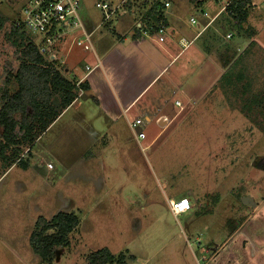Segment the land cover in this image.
<instances>
[{
  "label": "rangeland",
  "instance_id": "rangeland-1",
  "mask_svg": "<svg viewBox=\"0 0 264 264\" xmlns=\"http://www.w3.org/2000/svg\"><path fill=\"white\" fill-rule=\"evenodd\" d=\"M100 1L82 0L79 15L83 22L90 23H84L89 28L100 18L102 21L103 13L96 6ZM28 2L0 0V15L7 20L0 31V94L7 80L11 81L10 93L17 89L14 75L20 65L21 48L11 45L9 32ZM255 7L256 12L252 5L248 7V16L259 11L260 18H251L258 25L254 29L246 26V30L252 37L259 35L264 44V0H255ZM136 8L137 13H143L144 7ZM130 15L121 16L128 28L136 19ZM114 19L116 15L92 33L91 41L109 31ZM259 40L246 39L244 48L231 54H224V49L214 52L220 69L205 77L198 107L183 112L176 123L185 124L163 132L150 148L146 146L156 131L153 126L137 127V135L144 134L141 143L130 130H124L126 139L119 145L110 136L103 138L100 132L104 124L99 126L91 115L88 120L97 124L92 134L72 124L77 117L73 108L45 133L41 130L34 147L27 144L29 137L21 147L8 149L7 165L3 167L0 159V233L22 234L32 215L34 229L39 217L49 220L59 212L73 213L79 224L69 235L68 244L59 250V264L78 263L89 252L107 247L114 256H138L135 261L153 256L148 264H206L198 251L197 235L202 233V241L215 247L236 222L252 213L251 200L264 205V48ZM84 53L74 46L71 58L83 60ZM64 66L58 67L61 74L77 79L75 69L68 68L65 74ZM2 103L0 99V107ZM88 103L93 105L91 100ZM15 117L19 120L21 116L17 113ZM34 128L39 131V124ZM15 135H23L18 127ZM32 149L37 158L46 154V161L50 158L54 169L47 170L46 164L51 162L39 168ZM91 152L96 156L93 161L96 163L97 158L101 166L100 176H94L97 167L82 161ZM127 156L134 161H127ZM19 159L27 161L29 168L33 164V176L32 169L26 172ZM179 172L183 176L179 177ZM163 176L171 178L172 194L164 195ZM85 179H89L88 184L83 183ZM195 193L202 198L197 211L173 216L166 197L179 200ZM220 194L221 203L212 208Z\"/></svg>",
  "mask_w": 264,
  "mask_h": 264
},
{
  "label": "crops",
  "instance_id": "crops-1",
  "mask_svg": "<svg viewBox=\"0 0 264 264\" xmlns=\"http://www.w3.org/2000/svg\"><path fill=\"white\" fill-rule=\"evenodd\" d=\"M249 1L253 11L256 12L255 0ZM111 2L124 7L125 11L122 10V13L116 16L109 25V31L99 35L100 39L91 41L90 52L93 53L89 54V51H86L83 54L85 57L83 61L81 58L77 60L71 58L73 48L69 53L65 50L64 73H68V68H70L69 71L75 69L77 79L64 77L69 81H75L77 86L84 83L88 89L80 88L75 100L61 112L45 132L55 126L67 112L75 108L77 117H74L72 124L79 129L87 130L90 134L97 129V124L99 126L104 124L105 128L100 132L103 138L110 136L111 139H116L119 145H122L126 139L123 135L124 130H130L139 141L137 127L153 126L156 131L146 146L150 148L163 132L166 130L172 132L173 129L185 124L182 121L176 123L183 112L186 114L187 111H194L193 109L198 107V98L202 96L200 91H203L205 86L203 84L205 77L220 69V65L216 63L218 60L213 57L214 52L224 49V54H231L234 51H241L246 39L250 42L260 39L259 35H255V38L248 33L245 35L244 31L246 26L251 29L256 28L257 21L251 18L256 16L254 18L256 19L260 16L259 11L258 15L255 13L252 15L250 12L247 24L244 23L239 27L226 11L229 0H111ZM156 2H158L156 14L152 15L148 11ZM165 3H169V6L165 7ZM138 6L144 7L142 14L137 13ZM145 12L147 13L144 14ZM205 13L207 16L204 15ZM127 14H131L132 18L136 16V19L139 15H148L146 17L154 22H158L154 17L157 14L160 15L167 29L165 41L160 43L155 38L141 37L134 28L132 29L133 23L129 28L126 27L127 24L124 26L121 16ZM191 19H194L193 22ZM82 23L90 24L86 21ZM86 24H84L85 29L91 35L104 25L101 18L99 23L94 22L90 28ZM261 44L264 48V44L262 42ZM67 48H69L68 44L65 49ZM81 60L84 62V67L81 66ZM61 66L63 65L60 64L59 67ZM86 67H89L90 71H86ZM227 68L223 69L222 73L226 72ZM81 98H84L83 102H79ZM89 100L92 101V106L88 103ZM177 102L180 105H177ZM89 115L96 119L97 124L88 120ZM138 119L141 120V124L132 126ZM96 133L99 132L96 131ZM31 151L37 158L36 151L33 149ZM45 157L48 156L41 155L34 163L40 165L39 168L48 162L52 164L53 161L50 158L46 161ZM95 157V153L91 152L88 158H82V161L97 167V171L94 172L96 177L101 175V166L97 158L95 160L97 164L93 161ZM124 158L129 162L134 161L130 156ZM53 169L54 165L51 169L47 167L48 171ZM24 170L30 171L33 176V164ZM178 176L183 175L179 172ZM170 179L169 176L161 177L163 185L166 186L164 195L167 192L172 194ZM83 183L88 184L89 179L83 180ZM230 195L232 197L231 192ZM187 199L191 203V210L197 211L202 198L195 193ZM166 200L169 207V201L175 199L169 196ZM214 200L216 202L215 205L212 204V208L218 207L221 203V194ZM246 200L245 205L249 203V198ZM250 202L254 208L252 213L247 218L236 222L229 234L223 235L221 241L217 240L219 242L215 247L202 241V233L197 235L198 251L207 260L206 264H264V205H259L253 200ZM32 230L33 215L29 218V223L24 224L22 234L0 233V264H45L32 249L30 243ZM208 238H211V234ZM60 249H56V260L53 264L61 262ZM109 251L112 253L111 249ZM123 255L125 258L122 264H148L147 262L153 257H139L135 261L138 256ZM179 262L182 263V261ZM74 264L89 263L82 259Z\"/></svg>",
  "mask_w": 264,
  "mask_h": 264
},
{
  "label": "trees",
  "instance_id": "trees-1",
  "mask_svg": "<svg viewBox=\"0 0 264 264\" xmlns=\"http://www.w3.org/2000/svg\"><path fill=\"white\" fill-rule=\"evenodd\" d=\"M249 0H230L226 6L228 14L241 27L248 17ZM158 2L152 4L150 12L156 14L155 9ZM145 12L144 14H146ZM148 16V15H145ZM158 14L154 17L163 23L162 17ZM7 22L6 18L0 15V31ZM9 32L11 45L20 47V65L14 75L17 89L10 93L8 85L4 86L0 94L3 101L0 107V159L4 162L8 160L5 153L12 147H21L24 141L29 138L27 144L32 146L39 133H43L48 126L66 109L76 98L77 91L81 88L87 90L84 83L76 85V82L69 81L60 72L54 62H49L38 52L30 37L20 28L11 23ZM245 34L247 30L245 29ZM241 75L238 76V79ZM19 113L20 119L15 115ZM39 124V131L34 128V124ZM21 130L22 137L17 138L15 128ZM42 130V131H41ZM41 131V132H40ZM41 133V134H42ZM40 135V134H39ZM38 135V136H39ZM18 152L15 149L14 154ZM20 152V151H19ZM23 169L28 167L27 161L19 159ZM79 224L78 217L73 213L59 212L51 219L47 220L39 217L30 236V243L33 251L40 256L46 264H53L56 257V249L63 248L68 244L69 235L75 231ZM125 256L120 254L114 256L107 248L89 252L85 260L89 264H122Z\"/></svg>",
  "mask_w": 264,
  "mask_h": 264
},
{
  "label": "built area",
  "instance_id": "built-area-1",
  "mask_svg": "<svg viewBox=\"0 0 264 264\" xmlns=\"http://www.w3.org/2000/svg\"><path fill=\"white\" fill-rule=\"evenodd\" d=\"M81 3L82 0H29L13 24L30 37L38 52L46 60L54 62L57 67L60 66L59 64L64 66L65 51L63 50L67 44L68 53L74 46H79L84 51L92 50L91 34L85 29L79 15ZM164 5L168 7L169 3ZM96 6L103 13V23L113 20L115 15L118 16L122 12V7L113 4L111 0L97 2ZM204 15L207 16L206 13ZM193 20L191 19V22ZM133 28L143 38H155L160 43L165 41L166 26L163 23L154 22L151 18L139 17ZM85 70L90 71V68L86 67ZM177 105L180 103L177 102ZM139 124L141 120L138 119L132 126ZM137 137L142 139L144 134L140 132ZM47 167L51 169L52 164H47ZM169 208L177 217L191 210V203L187 198L171 200Z\"/></svg>",
  "mask_w": 264,
  "mask_h": 264
},
{
  "label": "water",
  "instance_id": "water-1",
  "mask_svg": "<svg viewBox=\"0 0 264 264\" xmlns=\"http://www.w3.org/2000/svg\"><path fill=\"white\" fill-rule=\"evenodd\" d=\"M240 41H241V39H240Z\"/></svg>",
  "mask_w": 264,
  "mask_h": 264
}]
</instances>
